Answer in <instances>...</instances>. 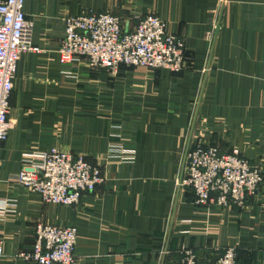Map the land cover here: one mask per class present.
Listing matches in <instances>:
<instances>
[{"label":"crops","instance_id":"0c3cea01","mask_svg":"<svg viewBox=\"0 0 264 264\" xmlns=\"http://www.w3.org/2000/svg\"><path fill=\"white\" fill-rule=\"evenodd\" d=\"M40 52L18 60L0 150V264L30 250L37 222L77 229L75 264H201L233 248L237 264H264V0H25ZM119 17L130 32L148 13L185 43V69L126 66L114 77L84 59L57 61L63 19ZM233 147L262 170L243 207L208 208L180 187L187 151ZM116 145L128 159L111 157ZM98 166L104 181L73 206L45 203L11 177L24 152L50 148Z\"/></svg>","mask_w":264,"mask_h":264},{"label":"built area","instance_id":"2783aa9c","mask_svg":"<svg viewBox=\"0 0 264 264\" xmlns=\"http://www.w3.org/2000/svg\"><path fill=\"white\" fill-rule=\"evenodd\" d=\"M24 5L25 0H0V150L11 129L8 114L18 60L25 52L41 50L32 41L33 22L26 17ZM63 26L57 49L60 64L82 58L89 68L104 69L111 77L121 64L172 72L185 69L183 39L170 33L166 23L153 13L140 18L130 32L122 30L118 16L104 11L66 16ZM109 152L114 158L130 157L112 144ZM11 179L38 194L43 202L62 206L78 204L83 195L104 181L98 166L54 147L24 152L20 168ZM262 182V170L251 165L236 147L220 152L210 144L198 142L187 151L177 184L193 191L197 206L228 208L243 207L259 193ZM12 210L13 206L5 201L0 203V215ZM76 241L75 226L37 222L30 250L20 251L15 257L33 264H75ZM181 254L179 264H201L192 249H183ZM208 264H236L234 249H225Z\"/></svg>","mask_w":264,"mask_h":264},{"label":"trees","instance_id":"16d2710c","mask_svg":"<svg viewBox=\"0 0 264 264\" xmlns=\"http://www.w3.org/2000/svg\"><path fill=\"white\" fill-rule=\"evenodd\" d=\"M236 264H237V262H236Z\"/></svg>","mask_w":264,"mask_h":264},{"label":"rangeland","instance_id":"374dc122","mask_svg":"<svg viewBox=\"0 0 264 264\" xmlns=\"http://www.w3.org/2000/svg\"><path fill=\"white\" fill-rule=\"evenodd\" d=\"M33 30V29H32Z\"/></svg>","mask_w":264,"mask_h":264}]
</instances>
